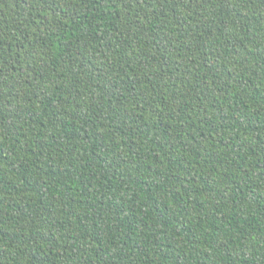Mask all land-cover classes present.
<instances>
[{"label": "trees", "instance_id": "16d2710c", "mask_svg": "<svg viewBox=\"0 0 264 264\" xmlns=\"http://www.w3.org/2000/svg\"><path fill=\"white\" fill-rule=\"evenodd\" d=\"M0 264H264V0H0Z\"/></svg>", "mask_w": 264, "mask_h": 264}]
</instances>
